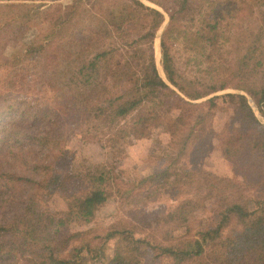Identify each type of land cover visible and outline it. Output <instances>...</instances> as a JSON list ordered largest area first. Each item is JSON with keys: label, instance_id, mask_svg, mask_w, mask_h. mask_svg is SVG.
I'll use <instances>...</instances> for the list:
<instances>
[{"label": "trees", "instance_id": "1", "mask_svg": "<svg viewBox=\"0 0 264 264\" xmlns=\"http://www.w3.org/2000/svg\"><path fill=\"white\" fill-rule=\"evenodd\" d=\"M189 1H179L178 10L170 14L169 26L161 38V53L167 79L189 98L196 100L207 93L196 90L190 92L181 84L171 40L177 39L178 32L174 29L178 23V15L191 9ZM79 7H83L85 16L80 17ZM55 11L58 13L56 18H48V34L44 28V34L38 36L39 39L34 38L28 42L24 57L11 58L21 62L31 60L24 63L23 68L26 67L28 71L20 74L18 78L22 80L26 94L29 95L28 90H35L36 75H40L43 60H49L50 57L54 59L59 54L62 64L68 68L65 74L69 79L66 81V87L57 91V95L61 96L59 92H70L68 95H71L72 101L77 104L71 110L80 111L86 106L97 110L103 105L102 116L106 120H101L99 126L104 133V138L102 136L101 139L111 162L127 155L131 137L136 140L149 138L153 128L165 126L171 135L170 146L181 144L168 168L153 174H166L167 181L172 177L166 193L172 194L176 189L187 188L182 192L187 194L192 184L194 187L195 184H203L206 188L222 191L227 187H242L240 183L249 181L247 169L256 176L253 183L258 185L256 188L264 189V125L257 119L244 95L225 96L239 99L238 107L245 111L244 123L248 127L259 128L260 136H254L250 132L239 133V130L233 133L234 125L228 122L222 138H218L225 142L222 153L236 166V177L219 176L205 169L206 157L216 149L217 140L212 136L209 139L200 136V147L192 146L186 162L181 157L189 140H194L197 130L195 126H190L192 118L186 107L193 104L182 98L163 80L156 65L154 40L156 31L164 21L160 10L146 5L141 0H76L65 8L56 6ZM39 13L45 18V10ZM216 27L211 26L210 32ZM49 49L53 55L45 53ZM44 54L46 57L43 58ZM16 74L14 72V76ZM11 83L15 85L17 79ZM56 83L54 80L48 82L47 91L49 84L55 86ZM252 93L257 107L264 113V84ZM219 98L209 100L211 108L217 107L216 101ZM5 99L7 103H2L5 111L0 114V134L4 132V135L0 138L4 143L9 137L6 128L8 122H4L7 116L5 112L12 113L13 109L17 108L21 117L16 120V125L21 128L16 134L20 135L23 141L15 148L13 145L7 148L18 150L20 153L16 155H24L27 163L24 162V165L27 166L28 172L39 170L41 177L35 179L32 175L25 176L24 173L13 171V167L10 171L2 172L0 167L1 177L7 178L3 180L1 189L11 182L20 181L23 182L24 190L31 188L18 214H12L8 224L0 229V264H7L9 259H15L8 256L13 252L23 255L25 264H89V260L82 254V246L70 249L71 243L81 237L80 232H70V224L90 222L96 218L99 207L107 201L103 189L96 184L104 181V175L97 174L95 168L81 175H76L74 170L70 169L56 178L58 174H51V171L53 162L59 156L60 144L66 138L64 130L58 127L51 112L37 109L20 110V102L11 104ZM200 107L201 105L198 106ZM198 123L197 119L195 125ZM184 128L189 131L181 138L180 133H184L181 132ZM38 148L42 152H38ZM27 149L29 157L25 154ZM195 150L199 151L198 157ZM2 151L0 146V166L4 164L1 159ZM115 168L117 169L116 166ZM169 169L171 170L168 172ZM81 182H84V186L77 188ZM263 193L264 191L250 200L256 207L253 210L238 203L220 212L219 217L200 232L195 249L190 248V241L180 238L172 244H160V253L178 264H184L186 261L192 262L191 264H264ZM2 194L3 190L1 201ZM54 196H59L67 203L64 211L51 210L50 201ZM200 199L196 192H192V197L183 204L189 207L193 201ZM42 216L50 218L52 223L40 225L38 221ZM174 216L184 218L179 216L176 210L168 214L170 218ZM108 235L110 239H119L120 242L128 244V247L124 251L118 248L114 258L107 264H138L136 250L140 247V242L131 231L112 229Z\"/></svg>", "mask_w": 264, "mask_h": 264}, {"label": "rangeland", "instance_id": "2", "mask_svg": "<svg viewBox=\"0 0 264 264\" xmlns=\"http://www.w3.org/2000/svg\"><path fill=\"white\" fill-rule=\"evenodd\" d=\"M75 1L0 0V114L5 111L2 104L7 103L5 98L11 104L20 102L22 108L20 110L37 109L51 112L58 127L60 126L66 134L65 140L60 144L61 149H58L59 156L53 162L51 174L57 173L55 176L57 178L67 170L73 169L76 175H81L95 168L97 174L104 175V181L96 184L103 189L107 201L99 207L94 220L70 224V232L81 234V237L71 243L70 249L82 246L84 248L82 254L89 260V264H107L114 258L118 248L124 251L128 247V244L120 242L119 239H110L109 231L127 229L140 242V247L136 250L138 264H178L160 253L158 249L160 244L165 246L185 238L187 242L190 241V248L195 249L200 232L217 216L219 217L220 212L238 203L253 210L256 207L250 200L261 195L264 189L256 188L258 185L253 184L256 176L247 169L249 181L240 183L242 187L231 189L227 187L222 191L206 188L203 184H195V187L192 184L187 194L182 193L187 188L176 189L172 194L166 193L172 177L167 181L166 174L162 176L153 174L168 168L181 144L176 147L170 146L171 135L165 126L153 128L149 138L136 140L131 137L127 155L111 162L101 139L102 136L104 138V133L99 126L101 120H106L102 116L103 105L100 104L102 107L99 106L97 110L87 106L80 111L71 110L77 104L72 101V96L68 95L70 92H65L66 94L59 92L61 96L57 95V91L66 87V81L69 79L65 74L68 68L62 64L59 54L54 59L50 57L49 60H43L40 75H36L35 90H28L29 95L26 94L22 80L18 78L20 74L28 71L26 67L23 68L24 63L31 60L21 62L19 59L11 58L24 57L28 42L34 38L39 39L38 36L44 34V31L42 32L44 28L48 34V18H56L58 14L55 11L56 6L65 8ZM141 1L160 10L164 15V21L156 31L154 40L156 65L163 75L161 38L169 26L170 14L178 10V2L182 0ZM189 4L191 9L178 15V23L174 29L178 32L177 39H171L172 53L178 78L184 88L190 92L196 90L207 95L194 100L176 88L182 98L195 105L186 107L192 118L190 126H195L197 130L194 140H189L181 157L186 162L192 146L200 147V136L208 139L212 136L217 140L216 149L206 157L205 169L219 176L236 177L234 173L236 166L222 153L225 142L218 138L223 135L228 122L234 125L233 133L239 130V133L250 132L254 136L261 134L259 128L248 127L244 123L245 111L238 107L239 99L225 95H244L257 119L264 125V113L257 107L252 93L264 84V0H190ZM41 10L46 11L45 18L39 13ZM78 11L80 17L85 16L83 7H79ZM213 25L217 27L210 32ZM45 53L54 54L51 49ZM14 72L17 73L15 76ZM15 79L17 83L12 85L11 82ZM53 80L57 83L55 86L49 84L47 91L48 82ZM216 97H220L216 101L217 107L211 108L209 100ZM197 105L201 107L198 108ZM5 114L7 116L4 122H8L6 128L9 137L3 143L1 138L4 132L0 134L2 157H5L4 159L1 157L4 162L0 166L2 172L10 171L13 167L15 172L24 173L25 176L32 175L35 179L40 178L39 170L28 172L27 166L24 165V162L26 163L24 155H16L20 153L18 150L7 148L10 145L14 148L21 145L23 140L16 134L21 128L16 125V120L21 117L19 110L15 108L12 113ZM197 119L199 123L195 125ZM87 125L88 127H85ZM187 128L182 129L181 132L184 133H180L181 138L186 136L189 131ZM58 150L55 151L56 154ZM37 151L42 152L39 148ZM199 151L195 150L196 155ZM25 154L29 157L28 149ZM42 155L43 153L39 157ZM5 179L7 178L0 175V197L3 190V200L0 198V229L8 224L12 214H18L31 189L24 190L22 181L11 182L1 189ZM83 186L84 182H81L77 188ZM192 192L194 194L196 192L201 199L193 201L188 207L183 203L192 197ZM50 206L52 211L60 212L66 209L67 203L59 196H54ZM175 210L184 218L168 217V214ZM38 222L45 225L51 224L52 220L42 216ZM174 239L176 241L173 242ZM8 256L15 259H9L7 264L26 263L23 255H19L18 252L10 253ZM191 263L186 261L184 264Z\"/></svg>", "mask_w": 264, "mask_h": 264}, {"label": "water", "instance_id": "3", "mask_svg": "<svg viewBox=\"0 0 264 264\" xmlns=\"http://www.w3.org/2000/svg\"><path fill=\"white\" fill-rule=\"evenodd\" d=\"M157 68H158V71H159V74H160V76L163 78V80H165V82L170 86V87H172L173 89H175L176 91H177V87H175L168 79H167V77H166V75H165V73L163 72V75L160 73V68H159V66L157 65ZM162 69V68H161ZM177 88V89H176Z\"/></svg>", "mask_w": 264, "mask_h": 264}]
</instances>
